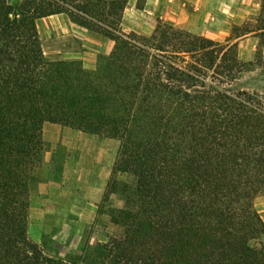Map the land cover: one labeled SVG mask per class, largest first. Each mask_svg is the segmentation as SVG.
<instances>
[{"label": "trees", "instance_id": "16d2710c", "mask_svg": "<svg viewBox=\"0 0 264 264\" xmlns=\"http://www.w3.org/2000/svg\"><path fill=\"white\" fill-rule=\"evenodd\" d=\"M128 0H0V264H264L254 198L264 192V95L231 89L246 64L223 43L158 24L121 31ZM65 14L113 42L88 70L47 55L37 21ZM236 28H234V31ZM238 29V28H237ZM46 124L118 142L103 201L119 230L83 256L54 258L27 238L48 148Z\"/></svg>", "mask_w": 264, "mask_h": 264}, {"label": "rangeland", "instance_id": "374dc122", "mask_svg": "<svg viewBox=\"0 0 264 264\" xmlns=\"http://www.w3.org/2000/svg\"><path fill=\"white\" fill-rule=\"evenodd\" d=\"M12 1L16 4L20 0ZM144 1L128 0L122 32H134L128 30L132 24L137 27L140 24L146 27L153 25L154 29L160 24L158 20L148 23L149 20L136 11L137 8H143ZM51 21L48 23L42 20L37 26L46 54L55 56L58 52L64 53L62 57L80 61L83 67L93 62L94 58L96 69L98 58L103 54H89L80 40L56 30V26L63 25V22L56 19ZM256 24V21L244 23L250 28ZM239 27H235L236 31L233 29L231 37L238 35ZM147 32L138 30L134 33L142 36L152 33ZM92 35L110 42L102 36ZM110 43L112 49L113 42ZM248 50H253V43L244 45L243 49L238 48L240 54ZM255 53V62L249 64L244 61L246 71L231 87L233 91L264 95V39ZM43 139L48 153L39 181L34 185L29 198L27 238L48 256L63 260L77 258L83 256V249L89 252L97 245L107 243L109 237L119 230L110 222L109 216L111 210L122 207V201L117 195H111L103 201L118 142L56 124L44 126ZM253 206L264 226V192L254 198ZM255 226L257 239L251 243H259L264 248V227L260 223Z\"/></svg>", "mask_w": 264, "mask_h": 264}, {"label": "crops", "instance_id": "0c3cea01", "mask_svg": "<svg viewBox=\"0 0 264 264\" xmlns=\"http://www.w3.org/2000/svg\"><path fill=\"white\" fill-rule=\"evenodd\" d=\"M261 0H145L142 9H136L142 14L148 23L152 21H160L162 24L169 25L175 29L186 31L194 36L203 37L215 42H225L228 40L235 27L247 21H256L260 15ZM125 11V10H124ZM125 12L123 13L122 21L124 20ZM65 17V18H64ZM60 20L63 25H57L56 30L65 35H72L83 43L89 54L107 55L111 51V41L93 36L87 30L73 24L65 14L53 15L47 18H42L37 21V26L40 21L44 20L51 23V20ZM121 27L123 29V22ZM132 24L130 31H154V26L149 27L143 24ZM240 28V27H239ZM55 29V28H54ZM234 42L237 44V51L244 45L253 43V50L247 53L238 51L239 59L242 62H255L256 53L259 50V39L252 33L242 35ZM244 62V63H245ZM88 70H93L95 60L84 64Z\"/></svg>", "mask_w": 264, "mask_h": 264}]
</instances>
